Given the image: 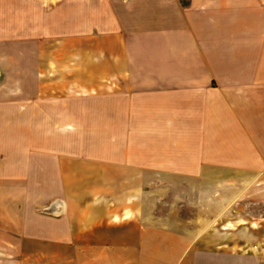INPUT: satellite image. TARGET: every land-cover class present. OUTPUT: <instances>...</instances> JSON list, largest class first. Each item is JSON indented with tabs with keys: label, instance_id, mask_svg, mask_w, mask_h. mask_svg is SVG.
Listing matches in <instances>:
<instances>
[{
	"label": "crops",
	"instance_id": "1",
	"mask_svg": "<svg viewBox=\"0 0 264 264\" xmlns=\"http://www.w3.org/2000/svg\"><path fill=\"white\" fill-rule=\"evenodd\" d=\"M19 50L24 59L2 65L17 63L24 82L51 71L62 81L49 103L73 115L62 129H85L88 113L87 128L103 131L89 158L0 133V227L23 235L25 264H264L262 246L215 248L204 234L155 236L139 223L141 179L264 174V0H0V51ZM49 97L39 86L0 91V103L24 99L8 111L30 122L33 99Z\"/></svg>",
	"mask_w": 264,
	"mask_h": 264
},
{
	"label": "rangeland",
	"instance_id": "2",
	"mask_svg": "<svg viewBox=\"0 0 264 264\" xmlns=\"http://www.w3.org/2000/svg\"><path fill=\"white\" fill-rule=\"evenodd\" d=\"M9 57H13L12 59L17 61L16 59H24L26 55L23 50L14 51L11 55L8 54V51H0V91L6 89L8 91L20 90L27 86L28 90L30 89L36 94L39 86L45 88L49 95L54 97L33 99L34 106L40 105V112L32 115L31 122L28 116L25 117L23 110L16 115L8 111L9 109L13 110L20 103L23 105L24 99L18 98L12 99V101L1 99L0 104L6 107L4 114L0 113L1 137L18 139L25 137V133L28 136V132H30L33 140L47 139L49 143H54L47 147L50 153H52V150L56 154L65 151L66 154L86 156L87 158L101 154L103 145L100 144L96 147L89 142L90 138L97 133L103 137L102 130L96 131L87 128L89 126L87 122L92 117L90 114L81 115L86 126L83 130L61 128L65 122H73L74 119L72 118L73 115L70 114H58L56 108L52 109V106H50V104L56 105L55 103L59 100L56 99V96L64 91L63 83L57 80L54 71H51L50 75L33 76L37 81H34V79L32 82H24V76L18 72L20 67L17 63L16 65H8V63L2 65L4 58ZM28 58L31 59L32 55L29 54ZM10 70H13L11 77H9ZM14 126L17 127L16 130H14ZM24 126L27 129L24 130ZM29 126L32 130L28 128ZM58 139L71 140L69 145H61V142H54ZM41 148L43 147L34 146V154L37 153L38 155ZM11 159L18 162L16 157ZM83 180L89 183L104 179L89 177ZM107 180L112 181L114 194H118L123 190L120 189V185L124 183L122 182L123 179L113 178ZM141 181L144 185L142 186L144 193L143 207L141 206L143 216L142 220H139L141 230L145 229L150 234H155V236H164V233H168L185 238L188 233L194 235L204 234L208 237L205 238L203 243L206 246L215 248L234 246L242 249L244 247L249 248V244H254L260 249L261 246L264 248V174H259L253 179L247 177L234 178L231 177V172H226L224 175L221 174V177H147L141 179ZM37 183H40V180ZM249 185L256 187V194L248 193L247 187ZM50 187L45 185L48 192ZM13 204V202L7 203V206H14ZM15 204L19 205V203ZM50 208L49 206L43 208V214H49ZM7 230L5 227H0V264H25V258L18 256L26 246L22 241L23 235L18 233L16 240H9L6 236L8 234ZM124 230L139 233V230H132L131 226L125 227ZM149 246H144V250L149 251ZM51 249L56 250V245ZM36 260V263L29 264H39V261L43 262L49 260V258ZM172 263L171 259L168 260L163 257L162 259L151 258L149 260V264Z\"/></svg>",
	"mask_w": 264,
	"mask_h": 264
}]
</instances>
